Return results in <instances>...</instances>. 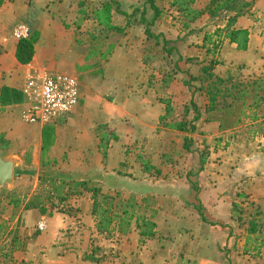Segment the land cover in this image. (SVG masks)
Returning a JSON list of instances; mask_svg holds the SVG:
<instances>
[{
	"label": "rangeland",
	"instance_id": "obj_1",
	"mask_svg": "<svg viewBox=\"0 0 264 264\" xmlns=\"http://www.w3.org/2000/svg\"><path fill=\"white\" fill-rule=\"evenodd\" d=\"M45 1L44 11L50 20L47 19L44 25L43 40L49 48L44 45L43 54H49L52 59L49 61H55L46 67L52 72L77 78L80 102L71 121L60 118L54 124L39 126L37 132L26 129L20 136L24 135L27 141H8L4 148L5 156L14 163V175L11 185L0 191V264H25L13 261L14 240L20 244L21 252L56 249L60 251L58 257L66 252L74 253L73 249H139L145 243L139 242L134 225L126 235L114 231L99 236L92 232L84 237L80 216L84 210L91 211L90 195L59 202L53 194H47L49 183H41L45 175L51 177L54 173L85 177L103 194H119L123 200L134 196L140 203L146 199L149 209L155 211L153 222L158 221L166 233L159 238L161 243L171 240L175 234L188 237L192 232L189 224L195 219L208 229L212 222L205 218L209 221L210 209L215 211V207L206 206V203L216 201L214 195L218 192L217 200L224 197L229 204L230 213L227 214L239 219L240 232L250 234L252 222L256 234H261L264 228V208L260 202L264 195V172L256 174L250 164L240 162L238 165L232 160H223V157L234 153L236 158L250 157L255 146L264 147V122H261L264 110L258 112L256 120L245 119L235 129L220 132L218 123L205 121L207 97L200 92L193 96L187 85L191 76L202 74L203 66L220 58L221 43L210 38V42L205 40L200 45V36H195L194 56L183 58L178 46L172 43L176 37L172 32L175 25L168 11L154 19L146 0ZM15 2L5 0L1 7ZM20 3L26 13L20 10L23 15H20V24L13 21L10 8L3 12L5 32L11 35L18 25L38 32L39 15L34 0H20ZM142 11H145L144 16ZM131 14L127 22L126 16ZM217 23L223 25L224 22ZM107 24L122 30L110 29ZM145 29L150 36L145 34ZM116 51L119 53L114 63H109ZM2 64L7 66L5 60ZM258 67L264 71V59ZM19 74L21 83L16 84L21 88L25 79ZM214 74L221 77L231 74L241 82L264 76L258 71L256 74L255 70L246 74L242 68H230L223 75ZM191 100L197 106L198 121H194L197 114ZM183 121L190 124L189 127L193 125L195 131L189 134L173 128L174 123ZM165 123L169 126L165 127ZM24 126L32 128L27 124ZM113 137H116L115 141ZM185 137L192 139L189 151L183 148ZM105 140L109 143L102 148L105 151L103 157L100 145ZM76 153L81 156L78 160L82 164L76 168L64 166L65 160ZM203 160L205 163L201 164ZM145 165L151 167L147 173L143 172ZM222 165L225 170L220 173L216 169ZM235 167H240L243 173L239 172L241 176L233 185L227 180ZM19 172L33 175H17ZM209 173L224 179L225 184L217 189L219 180H214V176L208 183L200 180V175L201 179L207 177L208 180L212 176ZM203 185L207 189L204 190ZM34 196L45 198L44 210L24 211ZM145 213L149 215L148 211ZM92 220L95 224L93 217ZM40 223L45 225L43 232L37 228ZM246 252H249L246 254L249 263L264 264L260 262L261 256L252 254L255 249H246ZM45 254L42 251L34 256L35 263L43 264ZM111 257L118 259L119 256L111 254Z\"/></svg>",
	"mask_w": 264,
	"mask_h": 264
},
{
	"label": "crops",
	"instance_id": "obj_2",
	"mask_svg": "<svg viewBox=\"0 0 264 264\" xmlns=\"http://www.w3.org/2000/svg\"><path fill=\"white\" fill-rule=\"evenodd\" d=\"M152 1L154 6L160 12V15L168 11V15L170 16L171 21H173L172 24L175 25V28H172L174 29L172 32L176 37L172 40V43L174 44L175 42L174 46H178L177 49L183 58L190 59L194 56L192 54V47L197 43L194 42L193 37L200 36V45H202L205 40L210 42V38H215V43H221L222 51L220 52V58L217 60L219 65H217L214 73H218L217 75H223L224 72L230 68H242L246 74H250L252 71L254 72V70L256 71V74L257 71L260 74H264V71H260V67H258L261 59H264V0H245L247 3L251 4L250 8H248L244 15L238 17L231 27V29L246 30L248 32V47L245 52L236 50L235 46L230 44L228 40L224 38L226 35V21H223V25H220L219 23H210L208 16L205 14L191 24L188 30L184 31L182 30L181 22L175 19L177 16L175 8L170 7V4L174 0ZM34 2L39 10H37L39 15L37 16V21H39L37 27L39 39L34 45L35 52L33 60L26 66L18 65L15 60V45L18 40L13 37V31L11 35L9 32H5L7 26L5 24V17L3 18L2 16L3 12L10 8L13 21L19 23L20 15L23 16L20 14V10L24 7L21 6L22 4L20 3V0H16L15 4L3 5L0 9V52L2 53L0 54V88L6 86L22 90V87L20 88L16 84L18 82L21 83L20 81L22 77H19V73L22 74L21 76H24V79L34 72L48 71L51 74L59 73L52 72L46 67V65H50L55 61H49L52 60L49 58L51 56H49V54H47V56L43 54L44 45L49 48L47 43H45V40H43L46 33V27H44V25H46L47 19L50 20L46 10L44 11L47 2L45 0H34ZM208 2L209 0H196L193 9L202 11ZM148 7L150 8V5ZM21 12L24 14L25 10ZM233 16V14L227 15V17ZM220 34H223L221 38L218 36ZM118 53L119 51L115 52V55L110 59L109 63H114L116 54L118 55ZM4 60L7 62V66L2 64ZM9 65L12 67L10 68ZM129 90L127 88V91ZM25 101L26 99L24 98L23 104L8 107L0 113V137L6 142L11 141L13 143L17 140L25 142L27 140L23 137L24 135L20 136L21 132L26 129L35 132L40 130L39 126L41 125H30L32 128H27L24 126L25 124L20 121L19 115L25 107ZM129 107L131 106L129 105ZM129 110L132 112L130 108ZM72 114L63 119L67 120ZM128 115L134 114L131 113ZM71 119L72 118H70V121ZM261 122H264V120ZM96 147H98V145H96ZM252 150L254 151L252 154L250 153V157H246L247 155H245V157L238 156L236 158L237 154L234 153L232 155L229 154V156L225 155L223 160L228 159V162L229 160H232V163L234 162L238 165L240 162L244 164L247 163L251 165V169L254 173H262L264 172V147L257 148L255 146ZM2 151L4 154V150ZM79 157L81 156L79 154L77 155V153L74 156H69V160H65V164L63 165L67 167L70 165V167L76 168L79 164H82L81 160H78ZM212 168H216V166H213ZM216 170L222 173L225 168L222 165ZM204 171L207 174L206 169ZM239 172L243 173L242 169H240V167H235L234 171L231 173L229 172L231 177H229V181L227 180V182L236 185L239 180L238 178L241 176ZM209 174L212 176L209 177L208 180L207 177L206 179H201L202 175H200V180H204L205 183H208L209 180L218 179L215 178L217 177L216 174ZM218 180L217 183L219 185H216L217 189L225 184L224 179L219 178ZM203 187L204 190L207 189L205 185H203ZM207 187L209 188V185ZM213 187L214 186H212V188ZM217 194L219 195L220 193L218 192ZM217 194L214 195V193H212V195L215 196L216 201L206 203V206L212 207L214 205L215 207V211L210 209L211 216L209 221L205 218L207 222L211 221L212 224H210L207 229V225H204L203 227V224L195 219L193 224H189L192 232L186 238L175 234L171 240H163L161 243L159 238H163L166 233L163 231V228L158 225V221H155V237L151 240L145 241L139 249H73L74 253L68 254V252H66V254L60 257L57 256L60 251L56 249H26L24 252L16 250L13 252L12 258L14 262L17 260L19 262H24L25 264H36L34 256L44 251L46 254L43 259V264H260L257 261H252L250 263L247 261L248 257L246 254L249 252H246V249H255V252L252 254L261 256L262 259L260 262H264V245H262V243H264V228H262L261 234L258 232L257 234L254 233L252 235L251 233L240 232L242 230L238 228L239 223H237L239 219L235 220L231 214H227L230 213L228 207L229 204L224 197L217 200L219 198ZM211 198L214 197L211 196ZM260 202H262L261 205L262 208H264V195H262V200H260ZM90 215V213L84 210L80 216L81 221L84 224L81 226L84 237L86 234L92 232L97 234L95 231V224ZM226 215H228V217H226ZM55 218L56 220L59 219V217ZM133 234L136 235L134 231ZM251 244L252 247L249 248ZM92 250H94V254H92ZM111 254L119 256L118 259L112 258ZM91 255L94 261L82 259Z\"/></svg>",
	"mask_w": 264,
	"mask_h": 264
},
{
	"label": "trees",
	"instance_id": "obj_3",
	"mask_svg": "<svg viewBox=\"0 0 264 264\" xmlns=\"http://www.w3.org/2000/svg\"><path fill=\"white\" fill-rule=\"evenodd\" d=\"M5 0H0V7ZM9 1V0H8ZM196 0H174L171 4V8H175L177 16L175 19L181 22L182 30L186 31L190 28V25L200 19L203 15H207L210 23H217L226 21L225 27V39L235 46L236 50L245 52L248 47V32L246 30L231 29L236 19L244 15L251 4L245 0H209L207 5L202 11L193 9V5ZM146 3L150 5V9L153 11L154 19L158 18L160 12L154 6L152 0H146ZM145 11H142L144 16ZM228 14H233V17H227ZM131 15H125L127 22ZM107 27L110 25L107 24ZM117 31L122 29L113 26L109 27ZM145 34L150 36V33L145 29ZM220 36V35H218ZM39 39V33L29 29L28 36L24 39H20L15 45V60L18 65H29L34 56V45ZM219 44V43H218ZM219 65L217 61L210 62L208 65L201 68L200 76H191L187 85L190 88L193 96L197 93H203L207 99L208 104L205 110L206 122L218 123L220 132L226 130L235 129L245 119H257L259 111L264 110V76L256 77L249 82H241L236 80L231 74H227L223 77L216 76L213 71L214 68ZM193 83V85L191 84ZM198 83L200 86H197ZM191 84V85H190ZM196 84V85H194ZM24 102V95L20 89L9 88L3 86L0 88V113L6 108L21 105ZM196 117L194 121H198L200 116L198 115L197 106L193 100H191ZM169 106L167 104L166 113H168ZM187 122L174 123L173 128L180 132L193 133L195 128L193 125ZM165 127L169 124L165 123ZM114 141L116 137L112 138ZM100 149L103 151L104 145L109 141H101ZM105 143V144H104ZM192 139L189 137L184 138L183 148L185 151L190 150ZM0 146L2 150L7 146V142L0 137ZM205 163V160L201 161V164ZM151 167L145 165L144 173L149 172ZM17 175H29L31 172H19ZM41 176L45 175L40 173ZM46 178L41 179V183L48 182L50 191L47 194H53L55 199L59 202H66L71 197L80 198L84 194L90 195L92 202L90 214L95 221L96 233L99 236L108 235L111 232H117L122 235H126L130 232L131 226L134 225L138 230L139 242L143 243L146 240L153 239L156 235V225L153 222V216L155 211L149 209L146 199H142L140 203L136 201L134 196H130L129 199L123 200L119 194L110 196L103 194L102 190L97 186L89 184L87 178H73L65 173H54L51 177L44 176ZM32 197L24 207V211L31 210H44L45 198ZM49 197H46V200ZM17 204L14 203V207ZM149 212L146 215L145 212ZM256 227L254 223H250L249 233H256ZM264 245V243H262ZM20 250V244L13 241L12 251ZM87 261H94L92 255L86 257Z\"/></svg>",
	"mask_w": 264,
	"mask_h": 264
},
{
	"label": "built area",
	"instance_id": "obj_4",
	"mask_svg": "<svg viewBox=\"0 0 264 264\" xmlns=\"http://www.w3.org/2000/svg\"><path fill=\"white\" fill-rule=\"evenodd\" d=\"M29 28L19 25L13 29L16 40L28 36ZM25 107L20 112V121L27 125L46 126L60 118H66L80 102V85L77 78L67 74L34 72L29 74L22 87ZM40 232L44 223L37 226Z\"/></svg>",
	"mask_w": 264,
	"mask_h": 264
},
{
	"label": "water",
	"instance_id": "obj_5",
	"mask_svg": "<svg viewBox=\"0 0 264 264\" xmlns=\"http://www.w3.org/2000/svg\"><path fill=\"white\" fill-rule=\"evenodd\" d=\"M14 175V163L11 159H8L4 154L0 146V191L8 188L13 180Z\"/></svg>",
	"mask_w": 264,
	"mask_h": 264
}]
</instances>
